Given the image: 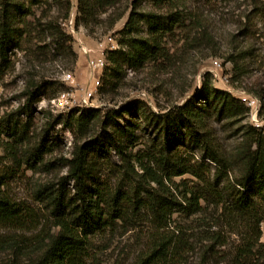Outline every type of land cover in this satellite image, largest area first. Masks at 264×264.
I'll return each instance as SVG.
<instances>
[{
  "label": "rangeland",
  "instance_id": "rangeland-1",
  "mask_svg": "<svg viewBox=\"0 0 264 264\" xmlns=\"http://www.w3.org/2000/svg\"><path fill=\"white\" fill-rule=\"evenodd\" d=\"M132 3L133 0H121L113 10L114 13L124 11V15L112 29L107 30L105 21L100 22L108 17L109 13H105L97 17L99 24L92 26L93 32H89L80 21L76 26L77 0H72L66 24L73 39L72 50L55 45L50 36L37 38L34 30L30 36H24L29 42H22L19 48L10 44L6 55L0 57V175L7 177L11 197L36 214L30 228L0 226V240L10 236L20 240L22 252L19 260L36 256L41 239L57 230L49 208L36 198L35 192L41 185L67 178L68 163L76 146L88 147L92 138L96 139L101 133V130L98 133L89 131L84 125L78 127L76 117H68L69 114L78 115L88 108L100 109L102 115L106 110H115L108 120L134 134L132 143H127V156L140 151L145 157L147 152L166 149L167 153L186 155L191 163L200 158L201 149L184 138L185 129L179 127L181 123L173 115L174 108L186 101L204 108L208 131L214 133L226 149L240 137L245 123L264 129V109H261V97L264 96V0H181L180 10L186 19L164 39L163 45L169 50L168 58L151 61L138 70L125 65L117 78L109 77L107 84L103 83L105 68L110 64L106 51L126 48L118 42ZM136 6L165 12L156 10L149 1L142 0ZM32 9L35 11L38 7ZM36 15H39L38 10ZM28 19L34 21L33 16ZM141 26L145 35L146 26ZM204 28L209 36L202 35ZM241 51H246L239 59L242 68L234 70V62L226 58ZM206 73L210 74L214 88L229 92L249 107L243 122L217 119L216 112L202 104L198 91ZM32 89H38L40 95L25 111L22 107L27 102L26 93ZM131 101L144 103L154 113H165L160 124L167 123L166 136L154 126L137 124L138 111L145 106L139 103L126 107ZM123 106L126 108L117 112ZM6 121L11 130L23 129L29 143H45L42 159L34 167L23 162L21 156L16 161L12 159L7 149L12 138L2 128ZM91 146L93 178L90 182L115 189L127 188L130 182L140 179L134 173L131 176L125 173L123 156L118 152L112 149L106 153L98 152ZM134 165V170L141 173L138 165ZM174 180H185L189 184L197 182L189 174L177 176ZM73 184V179H66L65 189L72 192ZM142 185L148 187L147 183ZM201 207L203 209L193 216L175 212L168 227L160 230L171 233L180 229L185 238L196 243L187 264H230L228 254L239 241L237 235L227 230L226 245L207 250L210 244L207 236L211 230L218 229L213 224L217 221L213 220L212 214L221 213V209L204 203ZM155 226L147 210L134 216L123 210L122 218L113 222L109 220L91 237L90 252L95 257L94 263L136 264L137 257L149 249L152 234L157 231ZM260 231V241L264 243V223ZM4 247L0 248V264H7L15 258L12 249L8 245Z\"/></svg>",
  "mask_w": 264,
  "mask_h": 264
},
{
  "label": "trees",
  "instance_id": "trees-1",
  "mask_svg": "<svg viewBox=\"0 0 264 264\" xmlns=\"http://www.w3.org/2000/svg\"><path fill=\"white\" fill-rule=\"evenodd\" d=\"M120 1L77 0L79 15L76 26L80 21L84 28L93 32L92 26L99 24L97 17L109 13V18L100 22L105 21L107 30L112 29L124 15V11L113 12ZM141 1L133 0L120 30L118 43L126 48L106 51L110 64L105 68L103 83L107 84L109 77L117 78L125 65L138 70L151 61L169 56V50L163 45L164 39L186 19L180 10L181 0H143L149 1L156 10L165 12L140 9L136 3L140 5ZM33 7H38L39 15H36L37 10L34 11ZM71 7L72 0H0V57L6 55L10 44L19 48L22 42H29L24 36H30L34 30L37 38L50 36L55 45L71 49L73 39L66 27ZM31 16L34 21H29ZM141 25L146 26L145 35ZM202 35L209 36L205 28ZM245 52L226 58L234 62V70H241L239 59L245 56ZM209 77V73L204 75L198 91L202 104L211 107L217 119L243 122L249 107L229 92L214 88ZM38 92V89L27 91L28 98L23 110L26 111L29 104L37 100ZM261 100V109H264V96ZM139 103L144 105L140 101H131L125 106ZM144 106L145 109L138 111L137 124L141 122L149 127L154 126L159 133H163L161 135L166 136L169 130L167 123L160 124L165 113H154ZM125 108L123 106L117 112ZM174 109V118L181 123L179 127L185 129V133H182L184 138L201 149L200 158L192 163L186 155L167 153L166 149L147 152L145 157L140 155V151L127 156V143H132L134 134L108 120L109 115L116 113L115 110H106L102 115L100 109L88 108L78 115L69 114L68 117H76L78 127L84 125L89 131L98 133L101 130V133L96 139L92 138L88 147L76 146L65 180L41 185L35 192L36 198L49 208L57 230L47 233L41 239L36 256L24 261L19 260L22 252L20 240H15L13 236L0 240V248L8 245L15 256L7 264H95V257L90 252L91 237L102 230L109 220L113 222L122 218L123 210L131 216L147 210L157 229L152 234L149 249L137 257L136 264H187L196 243L185 238L180 229L171 233L160 229L168 227L175 212L188 216L198 214L203 209L202 203L221 209V213L212 214L213 220L217 221L213 224L218 229L211 230L207 236L206 240L210 242L207 250L225 246V232L228 230L239 239L234 250L229 251L230 264H264V243L260 241V227L264 223V129L245 123L240 137L232 147L226 149L214 133L208 131L205 111L200 104L191 105L190 101H186ZM4 124L2 128L12 138L7 148L12 159L16 161L21 156L23 162L34 167L42 159L45 143H29L23 129L11 130L9 122ZM91 144L98 152L106 153L111 149L118 152L123 156L125 173L130 176L134 173L140 179L130 182L127 188L115 189L90 182L93 178ZM135 163L141 173L134 170ZM185 174L196 178L197 182L189 184L185 180H174ZM66 179L74 180L72 192L65 189ZM144 183L148 187L142 185ZM8 185L7 177L0 175V226L30 228L36 220L35 212L14 200L9 194Z\"/></svg>",
  "mask_w": 264,
  "mask_h": 264
}]
</instances>
